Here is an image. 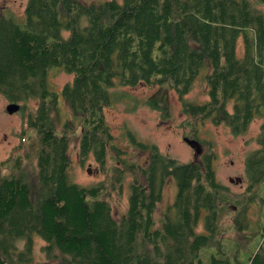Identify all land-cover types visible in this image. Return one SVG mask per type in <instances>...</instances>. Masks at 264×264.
<instances>
[{"label":"trees","instance_id":"trees-1","mask_svg":"<svg viewBox=\"0 0 264 264\" xmlns=\"http://www.w3.org/2000/svg\"><path fill=\"white\" fill-rule=\"evenodd\" d=\"M24 15L0 13V94L39 101L27 123L41 145L39 186L34 195L23 178L2 175L0 166V264H204L201 250L211 244L220 248L209 264H264L263 249L242 262L221 248L222 218L239 209L240 200H231L217 181L210 155L179 163L130 133L148 161L120 160L114 175L140 168L147 183L134 180L128 211L118 220L99 197L103 182L71 180V137L59 133L52 118V109L66 101L75 114L72 127L80 126L81 161L92 155L104 168L109 148L125 153L104 113L116 84L168 83L184 98L205 71L209 99H183L185 111L245 133L264 117V13L252 0H29ZM54 69L73 74L61 91L50 87ZM149 103L166 109L163 101ZM262 132L261 148L246 159L250 190L264 183V125ZM169 178L177 194L158 227L154 213ZM251 199L243 198L234 219L239 231L249 224ZM201 221L205 231L198 232ZM33 235L46 242L45 261L34 260Z\"/></svg>","mask_w":264,"mask_h":264},{"label":"rangeland","instance_id":"rangeland-1","mask_svg":"<svg viewBox=\"0 0 264 264\" xmlns=\"http://www.w3.org/2000/svg\"><path fill=\"white\" fill-rule=\"evenodd\" d=\"M90 3L103 0H82ZM122 1V0H119ZM29 0H0V13L9 10L20 18L25 15V8ZM255 8L264 13V1L252 0ZM86 25V21L82 22ZM69 31H63L65 37ZM254 36V33H251ZM238 55L245 51V39L238 42ZM205 71L194 83L189 93L184 98L175 91L170 84L164 83L139 84L127 86L116 84L111 91L116 95L115 101L105 107L104 113L111 131L116 136L115 144L125 153H120L109 148L106 165L100 163L90 155L81 161L80 126H74V113L62 101L52 109V118L56 123L59 133L67 132L71 137L69 156L71 168L69 176L79 185L94 186L103 182L100 198L107 200L112 206L114 217L120 220L128 211L131 184L134 180L146 184L142 170L135 168L127 171L124 177L117 179L114 172L121 169L120 160L127 159L138 166H145L148 155L136 147L129 139L132 133L143 142L153 143L159 151L179 163L200 161L204 155H210L215 169L217 181L224 187L231 200H240L239 209L224 215L220 224L222 239L221 248L234 259L236 256L246 262L248 256L258 249L264 250V183L257 189H251L246 174V159L257 149L261 148L259 138L263 133L264 117H257L252 121L247 131L235 135L225 124H216L211 118L193 117L185 111L183 101L205 103L209 99L208 85L204 78ZM73 74L61 69H54L49 76L51 89L61 91L65 85L72 81ZM37 98V97H36ZM34 97L26 98L20 102L11 101L4 94H0V166L2 175H15L23 178L36 195L39 186L38 153L40 142L36 131L28 126V118L33 116L39 106V101ZM163 101L165 111L150 105L152 100ZM184 99V100H183ZM11 103L18 104L19 108L10 113L7 109ZM69 124L71 127H66ZM196 140L198 144L189 141ZM201 148L200 152L197 149ZM120 157V158H119ZM234 178L235 181H231ZM256 194H254V192ZM177 194L176 182L169 178L166 180L162 199L158 202L154 213L156 226L163 221V214L171 205ZM252 197L247 210L248 226L237 230L234 219L245 201L244 197ZM254 198V200H253ZM198 232L205 231L201 221ZM249 237V239L246 237ZM45 240L33 235L32 254L35 261H45L47 256L43 251ZM19 249L26 247V240L18 242ZM219 244H211L201 250V259L204 264H209L210 257L219 252Z\"/></svg>","mask_w":264,"mask_h":264},{"label":"water","instance_id":"water-1","mask_svg":"<svg viewBox=\"0 0 264 264\" xmlns=\"http://www.w3.org/2000/svg\"><path fill=\"white\" fill-rule=\"evenodd\" d=\"M17 108H19L18 104H15V103H11L8 105L7 109L10 113L14 112L15 110H17ZM191 144H198V141L196 140H191L189 141ZM201 151V148H198L197 149V152H200ZM231 181H235L234 178H231Z\"/></svg>","mask_w":264,"mask_h":264}]
</instances>
